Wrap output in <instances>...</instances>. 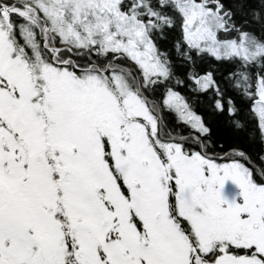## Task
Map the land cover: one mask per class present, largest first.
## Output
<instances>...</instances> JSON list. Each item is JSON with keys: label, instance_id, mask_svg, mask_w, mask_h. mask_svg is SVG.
Segmentation results:
<instances>
[{"label": "snow or ice", "instance_id": "obj_1", "mask_svg": "<svg viewBox=\"0 0 264 264\" xmlns=\"http://www.w3.org/2000/svg\"><path fill=\"white\" fill-rule=\"evenodd\" d=\"M0 264H264V0H0Z\"/></svg>", "mask_w": 264, "mask_h": 264}, {"label": "trees", "instance_id": "obj_2", "mask_svg": "<svg viewBox=\"0 0 264 264\" xmlns=\"http://www.w3.org/2000/svg\"><path fill=\"white\" fill-rule=\"evenodd\" d=\"M197 114H201L204 116L205 119H208L206 106H199L197 108ZM217 123H222V122L218 121Z\"/></svg>", "mask_w": 264, "mask_h": 264}, {"label": "rangeland", "instance_id": "obj_3", "mask_svg": "<svg viewBox=\"0 0 264 264\" xmlns=\"http://www.w3.org/2000/svg\"><path fill=\"white\" fill-rule=\"evenodd\" d=\"M227 191H231V186L229 185V186H227Z\"/></svg>", "mask_w": 264, "mask_h": 264}]
</instances>
